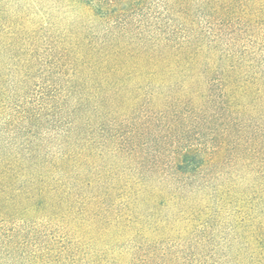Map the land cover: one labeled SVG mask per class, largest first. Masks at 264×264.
Here are the masks:
<instances>
[{"label":"trees","instance_id":"16d2710c","mask_svg":"<svg viewBox=\"0 0 264 264\" xmlns=\"http://www.w3.org/2000/svg\"><path fill=\"white\" fill-rule=\"evenodd\" d=\"M78 1L103 27L89 62L35 99L12 100L0 82V264H122L108 254L114 241L137 231L128 214L150 192L149 182L155 205H182L188 217L209 198L217 202V188L206 189L217 180L224 97L230 111L232 81L264 80V0H155L149 38L127 31L130 19L121 7L133 0ZM193 6L205 12L204 26L191 18ZM246 36L254 45L236 51ZM149 43L155 53L143 49ZM133 60L149 63L145 74L155 75V125L147 119L142 133L155 128L151 152L140 135L131 144L116 119L127 79L141 74L128 64ZM188 127L209 128L215 139L184 146ZM251 136L247 143L257 142ZM137 149L142 161L135 156L130 163ZM166 230L172 232L155 216V237ZM199 233L195 246L222 247L225 254L181 255L176 242L167 252L155 248V264H264V241L214 245L203 236L206 229Z\"/></svg>","mask_w":264,"mask_h":264},{"label":"rangeland","instance_id":"374dc122","mask_svg":"<svg viewBox=\"0 0 264 264\" xmlns=\"http://www.w3.org/2000/svg\"><path fill=\"white\" fill-rule=\"evenodd\" d=\"M121 9L130 19L127 31L131 36L142 33L146 38L155 37V0H133ZM190 14L198 25L204 26L205 12L193 6ZM100 24L92 9L78 0H0V82L5 84L3 88L9 91L11 99H35L52 81L62 84L73 78L71 69L89 62L91 49L101 37L97 33L103 29ZM252 45L253 39L246 36L235 50L241 52L243 47ZM154 47L149 43L143 49L155 53ZM218 49L226 51L222 43ZM128 64L137 67L141 74L127 79L128 94L116 119L122 121V131L129 133L131 144L140 135L139 143L148 144L150 147L145 151L151 152L155 147V132L152 134L155 128L146 129V135L142 133L147 119L155 125V94L152 95L155 75L145 74L149 63L133 60ZM231 84L236 91L230 101L231 109L226 96L216 126L217 143L221 147L217 180L206 189L209 193L217 188V202L209 198L196 207L195 217H188L182 205H167L165 200H158L155 205V193L149 182L150 192L139 195L140 203L133 205V215L128 214L131 221L135 217L137 231L114 241L108 255L118 257L122 264H143L144 260L146 264H155V248L157 252H167L176 242L180 244L181 255H200L197 257L201 259H205L204 255H224L222 247L211 250L209 245L200 249L195 246V239L203 229L206 234L201 235L214 245L227 241H264V80H235ZM193 86L202 88L198 84ZM254 133L257 142L247 143ZM185 134L184 146L214 138L209 128L188 127ZM139 151L127 161L135 162ZM133 170L139 171L133 167L132 173ZM153 174L155 178V168ZM155 216L166 221L172 232L166 230L164 237H155Z\"/></svg>","mask_w":264,"mask_h":264}]
</instances>
